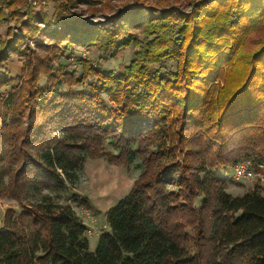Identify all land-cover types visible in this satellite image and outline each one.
<instances>
[{
    "label": "trees",
    "instance_id": "trees-1",
    "mask_svg": "<svg viewBox=\"0 0 264 264\" xmlns=\"http://www.w3.org/2000/svg\"><path fill=\"white\" fill-rule=\"evenodd\" d=\"M33 1L53 3L51 16L0 0V21L19 32L0 40V199L19 207L4 212L0 264H264V185L232 196L215 175L264 165V0H190L184 13L163 0L127 4L103 27L70 12L80 0ZM130 44L117 73L86 59L80 73L53 68L62 46ZM15 51L17 83L7 76ZM163 60L175 62L170 79L154 68ZM90 76L88 90L73 89ZM98 158L138 160L140 173L89 251L86 225L56 195Z\"/></svg>",
    "mask_w": 264,
    "mask_h": 264
},
{
    "label": "rangeland",
    "instance_id": "rangeland-1",
    "mask_svg": "<svg viewBox=\"0 0 264 264\" xmlns=\"http://www.w3.org/2000/svg\"><path fill=\"white\" fill-rule=\"evenodd\" d=\"M159 0H80L73 10H79L78 17L86 22L106 26L108 20L106 16L113 14L121 6L127 4H135L143 2L141 6H155V3ZM30 4L34 6V11L39 12L42 9L43 12L51 16L53 12V3L49 2L46 5L43 1L29 0ZM190 0H163L159 3L161 6H175L180 8L183 13L189 11ZM160 7V6H157ZM140 10V9H139ZM152 12V11H151ZM154 16L151 17V19ZM15 22L7 17L5 20L0 21V40L8 39V32L12 31L15 35L19 32L14 29ZM16 27V26H15ZM41 29H45L44 25H41ZM59 29V28H57ZM9 30V31H8ZM140 38L141 35L139 36ZM35 40H42L45 44H49L47 38L43 39L39 34L36 35ZM27 44L35 52H42L40 48L33 41H27ZM22 48V46H20ZM60 51L55 55L51 54L53 60V68L56 69L59 66H63L67 71L81 72L80 60H88L91 65L103 72L111 71L117 73L121 65H128L134 57V51L136 46L130 44L125 48H113L110 51L102 52L96 47L77 46L70 49L60 47ZM24 65V59L15 51L11 55V58L7 61L8 74L12 77L13 83L19 81L21 75V69ZM157 68L161 76L170 79V74L175 70V62L170 60H163L160 65H154ZM92 77H88L82 85L73 87L74 90H88V82L93 81ZM45 80H40V86H45ZM9 86L0 88V93H7ZM67 87L62 85L59 88L60 92L67 91ZM183 156V154H182ZM138 160L131 166L124 168L119 166H113L107 164L104 160L98 158L94 160H88L85 162L83 169L78 172L77 178L73 184H69L67 188L56 195L60 203L68 204L76 213L82 222L86 225V228L91 229V234L88 238V249L93 251L96 247L98 236L107 231L105 222V213L107 209L116 203L119 199L124 197L130 190L134 179L140 173L138 166ZM257 169V173L253 179H237L234 177L233 168L226 169L225 172H215L220 178L225 181L224 189L232 196H240L246 191L251 190L254 185H264V166ZM255 172V171H253ZM200 199H196V204L199 205ZM12 207L15 210H19L16 203L8 199H0V225L7 208ZM239 213L236 215L238 216Z\"/></svg>",
    "mask_w": 264,
    "mask_h": 264
},
{
    "label": "built area",
    "instance_id": "built-area-1",
    "mask_svg": "<svg viewBox=\"0 0 264 264\" xmlns=\"http://www.w3.org/2000/svg\"><path fill=\"white\" fill-rule=\"evenodd\" d=\"M263 167L264 165H254L253 163H251L250 161H242L239 162L235 168H233L234 170V177L237 179H253L254 177H256L255 175L259 172H257L256 170L259 169L260 167ZM255 171V172H253ZM85 234L88 236L91 234V229L90 228H86V232Z\"/></svg>",
    "mask_w": 264,
    "mask_h": 264
},
{
    "label": "bare ground",
    "instance_id": "bare-ground-1",
    "mask_svg": "<svg viewBox=\"0 0 264 264\" xmlns=\"http://www.w3.org/2000/svg\"><path fill=\"white\" fill-rule=\"evenodd\" d=\"M223 179V178H222Z\"/></svg>",
    "mask_w": 264,
    "mask_h": 264
}]
</instances>
